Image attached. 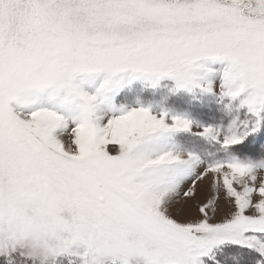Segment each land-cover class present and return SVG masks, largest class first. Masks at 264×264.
I'll list each match as a JSON object with an SVG mask.
<instances>
[{
	"label": "snow or ice",
	"instance_id": "obj_1",
	"mask_svg": "<svg viewBox=\"0 0 264 264\" xmlns=\"http://www.w3.org/2000/svg\"><path fill=\"white\" fill-rule=\"evenodd\" d=\"M0 264H264V0H0Z\"/></svg>",
	"mask_w": 264,
	"mask_h": 264
}]
</instances>
